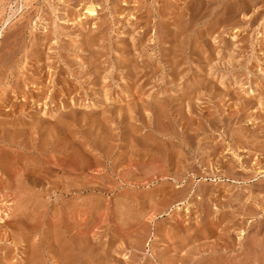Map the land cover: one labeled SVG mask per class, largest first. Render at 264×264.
<instances>
[{"label":"rangeland","instance_id":"rangeland-1","mask_svg":"<svg viewBox=\"0 0 264 264\" xmlns=\"http://www.w3.org/2000/svg\"><path fill=\"white\" fill-rule=\"evenodd\" d=\"M1 28L0 264H264V0H0Z\"/></svg>","mask_w":264,"mask_h":264},{"label":"bare ground","instance_id":"bare-ground-1","mask_svg":"<svg viewBox=\"0 0 264 264\" xmlns=\"http://www.w3.org/2000/svg\"><path fill=\"white\" fill-rule=\"evenodd\" d=\"M22 1H24V0H22ZM27 2V1H26ZM20 6V5H19ZM26 6V5H25ZM23 8V7H22ZM19 9H21V8H19ZM235 10V9H234ZM18 11V10H17ZM97 12L98 11H96V7H95V5H94V3L93 4H89V5H87L86 7H84L83 8V12L80 14V16H84V18L85 19H88V18H90V17H94V16H96L97 15ZM233 13H234V11H232ZM236 12V11H235ZM10 14H12V13H10ZM14 14V13H13ZM79 14V13H78ZM232 15V14H231ZM235 14H233V16H234ZM6 16V15H5ZM232 16V17H233ZM7 20H5L3 23H2V25L5 23H7V21L10 19L9 18V16H7ZM235 18V17H234ZM3 20V19H2ZM230 20H231V17H230ZM73 23H75L74 21H73ZM4 24V25H5ZM76 26H77V24H75ZM1 35H2V28L0 29V37H1ZM236 134V133H235ZM241 136V135H240ZM254 136V135H253ZM252 139V138H251ZM186 140V139H185ZM250 141V140H249ZM147 142V141H146ZM152 142V141H151ZM158 142V141H157ZM246 142V141H245ZM154 143V142H153ZM147 144H150V142L149 143H147ZM159 144V143H158ZM233 145V144H232ZM234 145H235V143H234ZM162 146V145H161ZM145 147V146H144ZM146 147H147V145H146ZM149 147V146H148ZM148 147L146 148V149H148ZM226 148V147H225ZM156 149V148H155ZM158 149V148H157ZM156 149V150H157ZM161 149V148H160ZM165 149V148H164ZM212 149V148H211ZM238 149V148H237ZM161 150H163V149H161ZM169 150V149H168ZM166 151V150H165ZM157 152V151H156ZM159 152V151H158ZM162 152V151H161ZM169 152V151H168ZM175 152V151H174ZM180 152V151H179ZM215 152V151H214ZM77 153H78V151H77ZM145 153H146V151H145ZM165 152L163 151V154H164ZM181 153V152H180ZM171 154V153H170ZM80 155V154H79ZM161 155H162V153H161ZM179 156V155H178ZM183 156H185V155H183ZM78 158H79V156H78ZM77 158H75V160H76ZM80 159V158H79ZM8 160V158L7 157H5L4 156V158H3V162H6ZM80 161H81V159H80ZM81 162H84V161H81ZM78 164H80V162L78 163ZM256 164V163H255ZM83 165V164H82ZM233 165V164H232ZM237 166V165H236ZM242 166H243V164H242ZM263 166V165H262ZM232 167V166H231ZM241 167V166H240ZM236 168V167H235ZM244 168V167H243ZM250 168V167H249ZM256 168V167H255ZM230 169V168H229ZM246 169V168H245ZM244 169V170H245ZM254 169V168H253ZM235 170V169H234ZM238 170V169H237ZM236 173V172H235ZM244 173V172H243ZM262 173L264 174V169H261V168H258V170H256V172H255V174H253V175H251V177H250V179H254V178H257L259 175H262ZM223 175V174H222ZM30 176V175H29ZM33 176V175H32ZM35 176V175H34ZM264 176V175H263ZM227 177V176H226ZM257 180V179H256ZM33 181V180H32ZM255 182V181H254ZM258 182V181H257ZM204 189V188H203ZM220 191V190H219ZM204 192V191H203ZM228 192V191H227ZM202 193V192H201ZM217 193V192H216ZM215 193V194H216ZM162 194V193H161ZM212 194V193H211ZM221 194V193H220ZM211 198V197H210ZM5 216H9L8 215V213H5L4 214ZM1 220H3V217H0V221ZM78 242V241H77ZM80 243V242H79ZM83 243V242H82ZM78 246V245H77ZM82 245H80V247H81ZM83 247V246H82ZM85 247V246H84ZM79 248V247H78ZM81 250V249H80ZM72 251V250H71ZM84 251H86V250H84ZM70 252V251H69ZM86 254V253H85ZM67 255V254H66ZM66 255L64 256V262H65V264H69V263H71L70 262V258L69 257H66ZM70 255V254H69ZM69 255H67V256H69ZM82 255H84V254H82ZM82 255H77L75 258L76 259H74L75 260V262L73 263V264H84L83 262H84V260H83V257H82ZM71 261H73L72 259H71ZM69 262V263H68ZM86 263V262H85ZM72 264V263H71Z\"/></svg>","mask_w":264,"mask_h":264}]
</instances>
